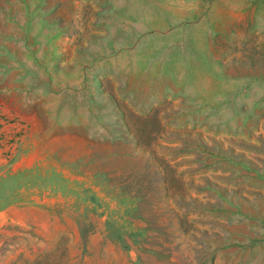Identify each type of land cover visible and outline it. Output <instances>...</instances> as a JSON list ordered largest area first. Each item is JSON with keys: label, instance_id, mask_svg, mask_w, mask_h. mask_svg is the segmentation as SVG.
Segmentation results:
<instances>
[{"label": "rangeland", "instance_id": "1", "mask_svg": "<svg viewBox=\"0 0 264 264\" xmlns=\"http://www.w3.org/2000/svg\"><path fill=\"white\" fill-rule=\"evenodd\" d=\"M0 264H264V0H0Z\"/></svg>", "mask_w": 264, "mask_h": 264}]
</instances>
